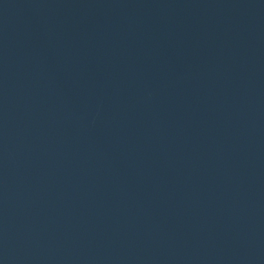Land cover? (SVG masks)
Returning <instances> with one entry per match:
<instances>
[{
    "label": "water",
    "instance_id": "95a60500",
    "mask_svg": "<svg viewBox=\"0 0 264 264\" xmlns=\"http://www.w3.org/2000/svg\"><path fill=\"white\" fill-rule=\"evenodd\" d=\"M0 264H264V0H0Z\"/></svg>",
    "mask_w": 264,
    "mask_h": 264
}]
</instances>
